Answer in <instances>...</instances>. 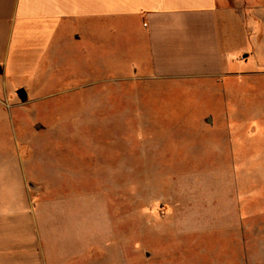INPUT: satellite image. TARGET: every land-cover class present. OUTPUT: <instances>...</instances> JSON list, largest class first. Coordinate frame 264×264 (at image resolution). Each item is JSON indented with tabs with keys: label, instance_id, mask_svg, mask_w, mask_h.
<instances>
[{
	"label": "rangeland",
	"instance_id": "rangeland-1",
	"mask_svg": "<svg viewBox=\"0 0 264 264\" xmlns=\"http://www.w3.org/2000/svg\"><path fill=\"white\" fill-rule=\"evenodd\" d=\"M248 38L218 82L93 93L68 77L75 52L45 82L0 84V156L43 159L32 177L70 212L68 264H264V33Z\"/></svg>",
	"mask_w": 264,
	"mask_h": 264
},
{
	"label": "crops",
	"instance_id": "crops-1",
	"mask_svg": "<svg viewBox=\"0 0 264 264\" xmlns=\"http://www.w3.org/2000/svg\"><path fill=\"white\" fill-rule=\"evenodd\" d=\"M251 1L258 11L236 7ZM263 33L264 0H0V84L45 82L75 52L83 70L68 77L93 93L108 83L218 82L234 76L235 40ZM14 159L0 156V264H68L64 199H43L32 177L43 159Z\"/></svg>",
	"mask_w": 264,
	"mask_h": 264
},
{
	"label": "water",
	"instance_id": "water-1",
	"mask_svg": "<svg viewBox=\"0 0 264 264\" xmlns=\"http://www.w3.org/2000/svg\"><path fill=\"white\" fill-rule=\"evenodd\" d=\"M16 95L18 96V98L20 99V101L22 103L26 102L27 94H26V91L23 88H20V89L16 90ZM36 129H39V125L36 126Z\"/></svg>",
	"mask_w": 264,
	"mask_h": 264
}]
</instances>
